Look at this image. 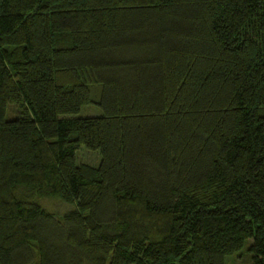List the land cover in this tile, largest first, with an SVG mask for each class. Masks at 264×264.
<instances>
[{
    "label": "trees",
    "instance_id": "1",
    "mask_svg": "<svg viewBox=\"0 0 264 264\" xmlns=\"http://www.w3.org/2000/svg\"><path fill=\"white\" fill-rule=\"evenodd\" d=\"M241 249L264 264V0H0V264Z\"/></svg>",
    "mask_w": 264,
    "mask_h": 264
},
{
    "label": "rangeland",
    "instance_id": "2",
    "mask_svg": "<svg viewBox=\"0 0 264 264\" xmlns=\"http://www.w3.org/2000/svg\"><path fill=\"white\" fill-rule=\"evenodd\" d=\"M7 105L5 118L7 120L14 116L13 107ZM10 107V108H9ZM9 114V115H8ZM102 114L99 107L95 105H83L77 114L73 117H97ZM11 116V117H9ZM100 156L97 151H88L84 147H80L75 152V163L84 164L92 167H96L99 163ZM46 212L53 214L54 216H60L63 213L73 209V206L67 203H63L60 200L54 198H43L38 203ZM251 243V240H246L243 244V249L247 248ZM241 249L239 253L231 256L224 257V264H248L249 259L245 251Z\"/></svg>",
    "mask_w": 264,
    "mask_h": 264
}]
</instances>
